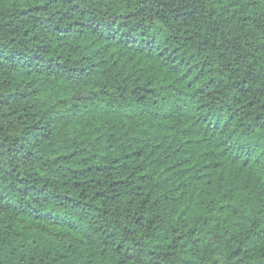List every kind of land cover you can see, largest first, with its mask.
Instances as JSON below:
<instances>
[{"label":"trees","instance_id":"1","mask_svg":"<svg viewBox=\"0 0 264 264\" xmlns=\"http://www.w3.org/2000/svg\"><path fill=\"white\" fill-rule=\"evenodd\" d=\"M0 264H264V0H0Z\"/></svg>","mask_w":264,"mask_h":264}]
</instances>
